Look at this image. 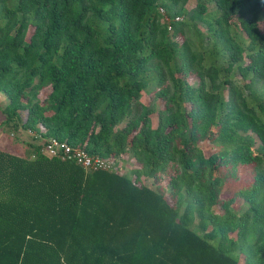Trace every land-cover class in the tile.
<instances>
[{"label": "trees", "instance_id": "trees-1", "mask_svg": "<svg viewBox=\"0 0 264 264\" xmlns=\"http://www.w3.org/2000/svg\"><path fill=\"white\" fill-rule=\"evenodd\" d=\"M188 1L0 0V264H264V0Z\"/></svg>", "mask_w": 264, "mask_h": 264}, {"label": "rangeland", "instance_id": "rangeland-1", "mask_svg": "<svg viewBox=\"0 0 264 264\" xmlns=\"http://www.w3.org/2000/svg\"><path fill=\"white\" fill-rule=\"evenodd\" d=\"M196 0H189L186 7H190V5H193ZM207 7L209 10L215 9V4L213 2H206ZM178 19H181L182 16H178ZM200 28L203 29V26L201 24H198ZM179 75V74H177ZM195 78L191 79V83L195 84L196 83ZM48 89H44L40 92L39 97H44L45 94L47 93ZM264 92V91H263ZM8 101L7 97L0 92V121L3 118V113H2V108ZM140 102L143 104H147L149 102V95L147 91H142L141 97H140ZM157 106L159 107L161 103L159 101L156 102ZM27 114V111H21L20 115L22 119L25 118ZM153 119V124H155L156 121V116L152 115ZM122 126V124L120 125ZM36 135L33 133V131H30L29 129H19L17 131L11 129L10 127L7 126H0V148L15 152L17 154L25 156L28 153L29 150V145L28 143H34L36 142ZM200 145L204 148V150L209 153L212 150H216L217 148L210 142L208 141H202ZM112 159V158H111ZM114 161V167L115 169L121 173V174H127L130 177L133 178L132 175H130L131 169L136 165V162L133 161L130 156L126 153L120 155L119 157L112 159ZM236 174L238 175L239 179V184L237 185H243L244 183L248 182L250 179V167H243L237 170ZM143 183L151 188H155V184L152 181V179H144ZM236 182L232 183L231 189L234 187L236 188ZM239 204V203H238ZM235 202L233 204V207L235 210H238L239 208L244 209L246 207V203H244L242 200L240 201V206ZM195 227V225L193 226ZM234 236V234H233Z\"/></svg>", "mask_w": 264, "mask_h": 264}, {"label": "built area", "instance_id": "built-area-1", "mask_svg": "<svg viewBox=\"0 0 264 264\" xmlns=\"http://www.w3.org/2000/svg\"><path fill=\"white\" fill-rule=\"evenodd\" d=\"M33 133L38 136L35 131ZM43 141L42 152L48 157L74 160L87 172L95 170L117 171L114 167V161L111 158L92 156L82 148L71 147L66 141H59L53 137L44 138Z\"/></svg>", "mask_w": 264, "mask_h": 264}, {"label": "clouds", "instance_id": "clouds-1", "mask_svg": "<svg viewBox=\"0 0 264 264\" xmlns=\"http://www.w3.org/2000/svg\"><path fill=\"white\" fill-rule=\"evenodd\" d=\"M162 12H163V11H162ZM178 18H179V17L176 16V17H174V20H179ZM163 19H164V21H165L166 23H169V22H170V18L167 17L166 15L163 17Z\"/></svg>", "mask_w": 264, "mask_h": 264}]
</instances>
